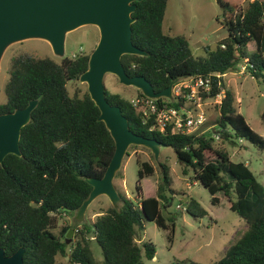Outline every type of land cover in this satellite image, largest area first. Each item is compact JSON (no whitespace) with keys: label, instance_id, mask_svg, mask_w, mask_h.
I'll list each match as a JSON object with an SVG mask.
<instances>
[{"label":"trees","instance_id":"16d2710c","mask_svg":"<svg viewBox=\"0 0 264 264\" xmlns=\"http://www.w3.org/2000/svg\"><path fill=\"white\" fill-rule=\"evenodd\" d=\"M135 3L132 43L147 55H122L125 72L144 76L155 92L166 88L174 78L211 75V89L203 98L223 93L214 119L220 145L210 132L179 134L170 127L150 130L151 121L143 123L129 99L105 88L106 99L120 107L132 132L172 148L183 172L190 168L194 181L208 190L211 204L227 200L229 209L245 221V230L212 264H264V185L245 163L232 161L224 146L244 139L263 149L264 139L238 112L223 80L226 73L247 59L245 71L264 84V0H252L243 10L220 0L227 35L214 48L206 46L202 56L193 54L184 36L163 32L167 0ZM250 43L254 44L251 50ZM88 58L86 52L65 56L60 62L28 53L10 58L6 101L0 103V114L38 100L30 121L21 128V156L7 154L0 165V248L10 255L24 247V264H57L58 256L65 258V264H144L143 257L152 259L156 252L152 243L136 240L144 222L154 221L164 229L174 227L175 217L168 215L166 219L162 212L174 193L169 167L158 163L160 178L155 195L144 196L141 180L154 168L143 161L137 171L134 201L118 192V206L110 205L92 223L74 227L76 237L70 243L63 238L69 227L64 226L60 235L53 231L55 214L76 212L91 190L85 178L102 177L115 150L87 90L70 95L67 88L69 81L78 80L87 69ZM138 94L143 95L140 90ZM157 102L177 105L163 97ZM118 174L119 170L115 176ZM186 212L193 217L206 215L194 198H189ZM91 240L100 247V259L92 252ZM171 264L201 263L184 259Z\"/></svg>","mask_w":264,"mask_h":264},{"label":"rangeland","instance_id":"374dc122","mask_svg":"<svg viewBox=\"0 0 264 264\" xmlns=\"http://www.w3.org/2000/svg\"><path fill=\"white\" fill-rule=\"evenodd\" d=\"M230 3L236 10H243L252 0H221ZM223 15L220 4L215 0H167L162 29L165 34L184 36L196 56L205 55L204 48H214L227 35L222 24ZM99 39V31L95 25H83L65 36L64 56H72L80 52L91 53ZM250 43L248 49H253ZM18 53H28L36 57H49L60 62L63 57L54 54L50 44L43 39L30 38L10 44L0 60V103L6 101L5 84L8 80L10 58ZM242 62L223 76L224 87L230 90L235 99V105L243 115L248 125L264 139V84L240 72ZM105 88L113 93H120L130 99L138 94V89L119 83L117 77L107 73L104 76ZM70 95L77 91L87 90L85 83L72 80L67 83ZM222 95V94H221ZM217 103L202 105L209 124H214L217 116ZM219 145V140L216 141ZM234 162L245 163L256 178L264 185V148L260 149L250 142L239 139L235 143L224 144ZM211 158V155H207ZM143 161L150 163L154 171L141 180L144 196H154L156 184L160 178L158 163L162 162L169 167L171 188L174 192L170 204L163 215H173L174 227L161 228L154 221L144 222V230L138 231L136 240L150 242L155 246V258L143 257L144 264H171L174 261L191 259L201 264H212L224 256L225 249L233 243L245 230L246 224L236 212L229 209L227 200L213 205L210 202L208 190L199 182L194 181L190 168L183 172L172 148L161 146L156 160L150 149L140 145H130L124 155L119 174L114 177L116 190L124 193L129 199L135 200L137 171ZM170 195V194H169ZM189 198H194L206 210V215L193 217L184 209ZM181 208H177V205ZM111 203L107 196L99 195L87 207L81 221L76 220V212L60 211L55 214L56 226L53 231L60 235L64 226L80 227L81 223H92L100 212L106 210ZM168 223V220H166ZM67 233V232H66ZM63 235V238L66 236ZM75 230L71 240L75 239ZM69 242V243H70ZM90 247L97 259L101 258L100 247L91 240ZM57 264H65L63 256L57 257Z\"/></svg>","mask_w":264,"mask_h":264},{"label":"water","instance_id":"95a60500","mask_svg":"<svg viewBox=\"0 0 264 264\" xmlns=\"http://www.w3.org/2000/svg\"><path fill=\"white\" fill-rule=\"evenodd\" d=\"M141 0H0V60L5 49L12 43L30 38L46 40L55 55L64 56L65 36L68 32L83 26L95 25L99 39L89 54L88 67L78 80L85 83L87 92L99 110L98 119L103 121L114 141L115 150L102 177H86L91 186L89 195L76 210V220L81 221L89 204L99 195H105L113 207L120 203V196L113 180L120 169L123 157L130 145L150 149L157 160L160 147L153 138L138 135L129 127L128 119L118 105L110 104L105 95L104 76L107 73L117 77L120 84L132 86L150 98H172V87L178 78L168 86L155 92L144 76H129L121 63L124 54L147 55L132 43L131 13ZM220 4V0H215ZM38 103L32 99L23 108L0 114V165L7 154L21 156L19 139L21 128L31 118V112ZM74 229H68L66 243L71 240ZM24 247L5 255L0 248V264H24Z\"/></svg>","mask_w":264,"mask_h":264},{"label":"built area","instance_id":"2783aa9c","mask_svg":"<svg viewBox=\"0 0 264 264\" xmlns=\"http://www.w3.org/2000/svg\"><path fill=\"white\" fill-rule=\"evenodd\" d=\"M224 47V45H221ZM82 53L73 54L76 57ZM245 59L240 72L246 70ZM211 89V75H195L178 78L172 87V98L168 99L177 103L176 106H170L166 103L159 104L157 99L136 94L129 99L130 103L137 108L141 115L143 123L151 121L150 130L164 131L170 127L172 132L179 134H205L211 133L215 140L219 139L217 126L209 124L203 104L220 103L223 93L217 94L214 98H203ZM222 94V95H221ZM165 98V97H163ZM177 208H181L177 205ZM186 210V207L184 208Z\"/></svg>","mask_w":264,"mask_h":264},{"label":"crops","instance_id":"0c3cea01","mask_svg":"<svg viewBox=\"0 0 264 264\" xmlns=\"http://www.w3.org/2000/svg\"><path fill=\"white\" fill-rule=\"evenodd\" d=\"M154 258H155V256H154ZM154 258H153V259H154Z\"/></svg>","mask_w":264,"mask_h":264}]
</instances>
